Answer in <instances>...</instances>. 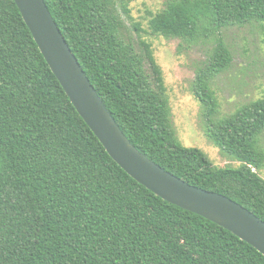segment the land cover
Listing matches in <instances>:
<instances>
[{"label": "trees", "instance_id": "obj_1", "mask_svg": "<svg viewBox=\"0 0 264 264\" xmlns=\"http://www.w3.org/2000/svg\"><path fill=\"white\" fill-rule=\"evenodd\" d=\"M45 2L131 143L176 177L264 221V180L255 172L264 170V98L221 118L212 88L232 64L223 32L251 24L264 32V0H166L148 20L152 36L214 44L193 94L205 137L239 163L236 170L214 167L200 149L179 144L162 71L148 45L142 55L123 34L115 0ZM0 264H264L254 247L157 197L109 156L14 0H0Z\"/></svg>", "mask_w": 264, "mask_h": 264}, {"label": "water", "instance_id": "obj_2", "mask_svg": "<svg viewBox=\"0 0 264 264\" xmlns=\"http://www.w3.org/2000/svg\"><path fill=\"white\" fill-rule=\"evenodd\" d=\"M14 1L51 71L109 156L157 197L219 225L264 255V221L226 196L188 184L143 155L91 84L45 0Z\"/></svg>", "mask_w": 264, "mask_h": 264}, {"label": "rangeland", "instance_id": "obj_3", "mask_svg": "<svg viewBox=\"0 0 264 264\" xmlns=\"http://www.w3.org/2000/svg\"><path fill=\"white\" fill-rule=\"evenodd\" d=\"M115 2L123 23V34L132 40L135 49L142 55H145L144 44L148 45L162 71L179 144L185 148L200 149L214 167L238 169L239 163L223 157L205 137L203 108L193 94L197 72L208 62L214 44L186 46L180 40L150 35L149 14L163 10L166 0H125L130 17L123 13V1ZM134 24H139L142 32L138 33ZM223 38L232 54V64L212 85L221 118L264 98V32L261 26L251 24L231 28L223 32ZM145 70L151 78L154 77L148 61H145ZM255 172L264 180V170Z\"/></svg>", "mask_w": 264, "mask_h": 264}]
</instances>
